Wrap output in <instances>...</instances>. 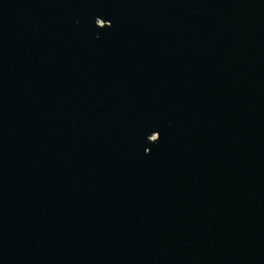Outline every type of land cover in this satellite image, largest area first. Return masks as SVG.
Here are the masks:
<instances>
[{
  "label": "water",
  "instance_id": "1",
  "mask_svg": "<svg viewBox=\"0 0 264 264\" xmlns=\"http://www.w3.org/2000/svg\"><path fill=\"white\" fill-rule=\"evenodd\" d=\"M0 264H264V0H0Z\"/></svg>",
  "mask_w": 264,
  "mask_h": 264
}]
</instances>
